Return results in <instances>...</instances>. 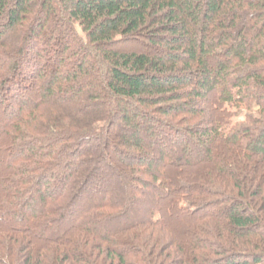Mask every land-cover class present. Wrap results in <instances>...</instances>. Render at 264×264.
I'll return each instance as SVG.
<instances>
[{
	"label": "trees",
	"instance_id": "16d2710c",
	"mask_svg": "<svg viewBox=\"0 0 264 264\" xmlns=\"http://www.w3.org/2000/svg\"><path fill=\"white\" fill-rule=\"evenodd\" d=\"M0 109V264H264V0H0Z\"/></svg>",
	"mask_w": 264,
	"mask_h": 264
},
{
	"label": "rangeland",
	"instance_id": "374dc122",
	"mask_svg": "<svg viewBox=\"0 0 264 264\" xmlns=\"http://www.w3.org/2000/svg\"><path fill=\"white\" fill-rule=\"evenodd\" d=\"M33 57H34V56H33ZM25 66H26V65H25ZM6 103H7L6 105H8V107H10V108H15V106L13 105V102H12V101H7ZM3 113H4V112H3V109H2V110L0 109V115H1L0 117H2ZM238 121H239V120H238Z\"/></svg>",
	"mask_w": 264,
	"mask_h": 264
}]
</instances>
